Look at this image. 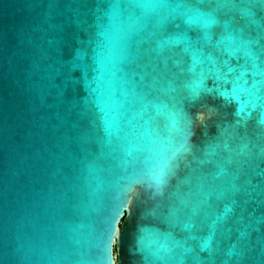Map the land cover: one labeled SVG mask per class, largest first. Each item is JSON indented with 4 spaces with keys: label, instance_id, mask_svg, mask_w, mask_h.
<instances>
[{
    "label": "water",
    "instance_id": "95a60500",
    "mask_svg": "<svg viewBox=\"0 0 264 264\" xmlns=\"http://www.w3.org/2000/svg\"><path fill=\"white\" fill-rule=\"evenodd\" d=\"M0 264H264V0H0Z\"/></svg>",
    "mask_w": 264,
    "mask_h": 264
},
{
    "label": "snow or ice",
    "instance_id": "6c2138e0",
    "mask_svg": "<svg viewBox=\"0 0 264 264\" xmlns=\"http://www.w3.org/2000/svg\"><path fill=\"white\" fill-rule=\"evenodd\" d=\"M165 174H166L165 172H161L159 174L154 175L152 177L153 183L156 184L157 186H159L163 182ZM115 231H116V225H114V232Z\"/></svg>",
    "mask_w": 264,
    "mask_h": 264
}]
</instances>
